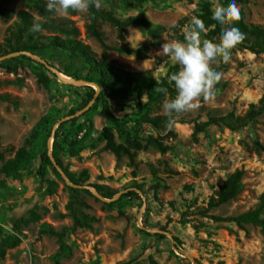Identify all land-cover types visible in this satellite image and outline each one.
Segmentation results:
<instances>
[{
	"label": "rangeland",
	"instance_id": "rangeland-1",
	"mask_svg": "<svg viewBox=\"0 0 264 264\" xmlns=\"http://www.w3.org/2000/svg\"><path fill=\"white\" fill-rule=\"evenodd\" d=\"M202 1L151 0L140 7L115 9L119 18L143 15L154 26H163L165 31L153 38L142 27L129 28L121 42L115 28L104 24L102 29L107 45L111 47L150 45L145 59L116 51H109L108 59L125 70L151 69L158 81L166 75L169 66L176 65L159 51L160 45L179 41L173 26L180 19L188 17L186 25L179 29L183 35L192 27L193 19L201 21ZM207 1L212 3L213 9L219 5L218 0ZM245 1L234 2L236 12L239 14L243 10L248 24L264 25V0ZM7 7L14 9L15 15L12 19H0V45L6 43L8 30L17 22L20 10L38 17L23 0H10ZM58 14L70 17L79 28L83 42L103 59L100 43L88 37L85 31L87 10L73 16L63 11ZM213 28L204 26L200 39L208 40ZM42 34L48 35L47 32ZM217 40L218 37H214L213 42ZM13 56L6 55L2 60ZM28 57L31 60H25L17 72L9 73L0 68V95L9 98V101L0 99V150L5 155V160L0 161V169L26 146L41 119L52 121L50 134L42 138V150L46 141L49 153H52L58 131L61 138L81 143L77 155L64 151L61 157L70 171L87 172L88 178L79 186L89 193L79 195L76 207L97 220L90 228L74 229L68 210V183L57 167L62 179L51 167L41 176L38 173L40 160L34 161L18 177H6L2 173L0 230L3 235L0 234V242L4 236H15L20 243L6 249L0 264H56V259L61 264H118L123 261L134 264H264V233L259 227L247 224L240 228L201 214L208 207L209 199L236 170L245 172L242 191L209 214L236 216L259 205L264 192V115L241 131L211 126L196 139L193 137L195 120L204 122L210 116H223L231 111L243 115L252 104L259 102L264 96V54L247 50L234 52L226 71L218 70L219 79L212 97L201 98L197 100L198 108L175 115L173 134L168 130L159 133L144 125L143 136L158 137L161 134L163 143L170 149L166 153L154 147L139 150L134 164L127 156L117 159L104 149V143L97 141L98 133L110 124V119L102 114L101 102L97 110H92L99 99V88L92 85L96 94L84 106L91 91L88 85L69 82L71 78L60 72L69 64L67 59L62 63L51 61L59 73L46 68L52 72L46 71L52 81L49 87H44L38 83L33 68L37 67L36 62L41 63L39 59L47 62V57ZM218 65H212V70ZM169 99L166 95L159 106L151 108L150 115H165L162 104ZM147 101L146 92L133 90L127 97L110 100V104L116 116L127 120V127L133 128L139 118L141 103ZM72 111L76 113L72 114ZM73 120L77 122H71ZM116 139L121 142L117 134ZM50 183L54 184V193H50ZM94 185L110 188L114 197H103ZM133 191L137 195L125 197ZM118 200L120 203L116 206L106 205ZM32 210L37 213V219L33 218ZM20 218L27 222L16 230L13 226ZM48 227L65 232L68 249L62 251L57 237L41 233ZM58 255L61 256L57 258Z\"/></svg>",
	"mask_w": 264,
	"mask_h": 264
},
{
	"label": "trees",
	"instance_id": "trees-1",
	"mask_svg": "<svg viewBox=\"0 0 264 264\" xmlns=\"http://www.w3.org/2000/svg\"><path fill=\"white\" fill-rule=\"evenodd\" d=\"M10 0H0V19H12L15 15V10L8 8L7 4ZM28 9L35 11L38 15L27 10H20L17 13L18 20L13 27L8 30L7 39L5 44L0 45V58L6 55H12L16 53H25L21 56H13L5 60L0 61V68L5 69L9 73L17 72V70L24 66L25 60H31L27 56V53L32 55H42L47 57V63L54 67L51 63L52 60L62 63L67 59L69 64L60 69V72L65 76L74 79L76 81H82L90 83L99 88V99L92 107V110H97L99 102L102 106V114H105L110 119V124L105 126L98 133V142L104 143V149L112 152L117 159H121L123 156H127L132 164L135 163L136 152L148 147H154L162 153H166L170 147L163 143V136L159 134L158 137L143 136L144 125H149L160 133V131L168 130L170 134H173L172 122H174L175 116L168 118L165 115H157L152 117L150 110L154 106H159L162 99L168 95L171 99L174 95V89L172 82L169 80L171 74L178 71V66H169V69L164 77H160L157 81L153 75L151 69L144 71H131L125 70L122 67L117 66L114 62L108 59L109 51H116L120 54H133L138 59H145L148 55L150 48L149 44H144L141 47L133 48L130 46H117L111 47L107 45V39L105 32L102 29L104 24H109L115 28L117 37L119 40H125V34L127 29L142 27L147 30L148 34L153 38H158L162 32L165 31L163 26H154L145 16H131L127 18H119L115 9H131L134 7H140L144 3L151 0H96V4H89L87 10V23L85 25V31L88 37L94 38L99 42L104 51L103 59H99L95 52L92 51L89 45L85 44L80 38L81 33L75 22L68 16H60L58 12L48 11L45 8V0H23ZM219 5L227 7L234 2H246L245 0H218ZM109 7L111 9H109ZM212 3L207 0H203L200 7L199 17L203 25L207 28L214 27L208 34V40L214 41V37H218L225 27H236L243 34V40H241L233 49L230 50V56L239 50H247L253 54H264V25L248 24L245 21L244 11L241 10L238 14V18L233 24L225 26L219 25L212 19V13L215 9L211 8ZM217 8V7H215ZM67 13L71 16L76 15L78 11L68 10ZM38 22L41 25L39 32L33 33L29 29L33 22ZM188 22V17L180 19L173 30L179 41L184 40V35L180 34V27H183ZM43 32H47L48 35H43ZM37 67L33 68L40 85L49 87L52 79L46 72L47 65L39 62ZM44 69V70H43ZM227 62H219V65L214 71L218 70L226 71ZM91 94L89 100L85 101L86 106L89 101L96 94L92 86H87ZM160 89H165L162 92ZM146 92L148 101L146 104L141 103V109L139 112V118L135 121L133 128L127 127V120L118 118L112 110L110 100H116L121 97H127L133 91ZM0 99L3 101H9L7 95H0ZM75 114V111L71 112ZM264 115V96L259 100L257 104H252L249 109L243 115H237L231 111L223 116H210L207 121L200 122L195 120L193 137L199 133L207 131L211 126L224 127L231 131H241L249 127L257 119ZM71 122H77L73 120ZM52 121L48 119H41L36 128L32 131L30 138L26 142V146L20 148L15 156L4 163L0 169V174H4L6 177H18L22 171L29 168L34 161L40 160L41 164L38 168V173L44 176L47 168L51 167L56 175L62 179L60 172L56 169L47 147L46 141L44 142V148L42 150V138L47 137L50 134L49 127L52 125ZM63 124L61 127H63ZM82 128V126H81ZM118 135L121 142L116 139ZM47 135V136H46ZM81 143L77 140H69L67 137L61 138L60 131L56 134V141L53 145L52 155L57 165L68 176L69 180L74 185H82L88 178L86 171L81 174H76L70 171L64 164L61 157V153L66 151L72 156L78 154ZM41 147V148H40ZM5 160L4 152L0 150V161ZM244 170H236L231 174L221 185L220 189L216 192V195L209 199L208 207L201 212L204 217L213 219L216 222L233 223L236 226L242 228L244 225L251 224L259 227L264 233V192L260 196L259 205L243 212L236 216L221 217L217 215H211L209 212L216 208H219L233 199H235L243 187ZM66 184V183H65ZM53 183H50V193L55 192ZM103 197L112 199L115 195L114 191L105 186L94 185ZM66 188L70 192V201L68 204V210L70 216L74 221V229L76 228H90L91 223L97 219L94 216H90L83 212H80L76 205L78 204V197L82 192H88L86 189L70 186L66 184ZM136 192H130L125 197L135 196ZM120 202H113L106 204L107 206H116ZM33 218L37 219V213L31 211ZM27 222L25 219L20 218L16 220L14 229H19L21 224ZM66 231V230H65ZM41 233L50 234L58 238L61 250L68 249L65 244V232H58L51 227L41 230ZM0 234L2 231L0 230ZM3 235V234H2ZM160 237H163L159 235ZM20 240L15 236H4L0 242V259L4 258L6 249L9 247L17 246ZM61 255H58L60 257ZM56 264H61L56 259ZM118 264H134L133 261H123Z\"/></svg>",
	"mask_w": 264,
	"mask_h": 264
},
{
	"label": "clouds",
	"instance_id": "clouds-1",
	"mask_svg": "<svg viewBox=\"0 0 264 264\" xmlns=\"http://www.w3.org/2000/svg\"><path fill=\"white\" fill-rule=\"evenodd\" d=\"M90 3L96 4V0H45V8L52 12H67L70 9L83 11ZM237 18L234 4L218 6L212 13V19L221 26L228 25ZM40 30V23L35 21L29 29L33 33ZM203 30V23L199 19H193L192 27L185 33L183 41L163 42L160 45L159 51L178 66V71L169 77L175 95L162 104V111L168 118L196 109L199 107L197 100L212 97L219 73L213 71L211 66L228 62L230 50L244 38L238 28L225 27L217 42L201 40Z\"/></svg>",
	"mask_w": 264,
	"mask_h": 264
},
{
	"label": "water",
	"instance_id": "water-1",
	"mask_svg": "<svg viewBox=\"0 0 264 264\" xmlns=\"http://www.w3.org/2000/svg\"><path fill=\"white\" fill-rule=\"evenodd\" d=\"M16 54H20V53H16ZM16 54H12V56H13V55H16ZM21 54H25V53H21ZM27 55H28V56H31V57H36V55H32V54H30V53H27ZM10 56H11V55H10ZM0 61H2V58H0ZM39 61H40L41 63H43V64H46V65H47V68H49L50 70H52V71H54V72H56V73H59V71H58L57 69H55L54 67H52L51 65H49L47 62L43 61L42 59H39ZM69 82L74 83V84H84V85L92 86V84H90V83H85V82H82V81H76V80H74V79H71ZM58 125H60V123H59ZM55 129H56V128H55ZM51 150H52V148H51ZM49 154H50V157H51V159H52V161H53L55 167H57L58 170L61 172V174L64 176V178L66 179L68 185H70V186H74V187H78V188H84L83 186L74 185V184L69 180V178L65 175V173L63 172V170L57 165L56 161H55L54 158H53L52 153L50 152Z\"/></svg>",
	"mask_w": 264,
	"mask_h": 264
}]
</instances>
